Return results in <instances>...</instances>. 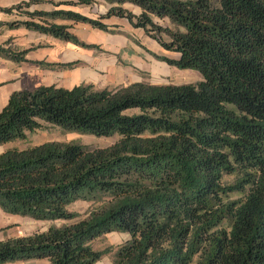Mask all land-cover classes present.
<instances>
[{
    "label": "trees",
    "instance_id": "obj_1",
    "mask_svg": "<svg viewBox=\"0 0 264 264\" xmlns=\"http://www.w3.org/2000/svg\"><path fill=\"white\" fill-rule=\"evenodd\" d=\"M97 1L23 0L0 8L17 18L0 29L97 49L62 22L116 33L103 21L126 19L178 56L156 60L202 80L14 92L0 111V146L47 126L119 139L107 148L48 142L0 154V210L62 223L1 241L0 264H98L111 253L113 264H264V0H102L110 9L96 19L71 10ZM42 5L53 10L35 8ZM41 47L9 39L0 58L56 73L78 67L30 60ZM77 202L92 207L81 216L69 209ZM114 233L129 239L116 250L93 248Z\"/></svg>",
    "mask_w": 264,
    "mask_h": 264
},
{
    "label": "crops",
    "instance_id": "obj_2",
    "mask_svg": "<svg viewBox=\"0 0 264 264\" xmlns=\"http://www.w3.org/2000/svg\"><path fill=\"white\" fill-rule=\"evenodd\" d=\"M21 1L23 0H0V8L15 6ZM35 8L43 11L53 10V7L49 5ZM109 9L108 4L98 0L93 6L72 8L71 10L87 18L96 19L105 15ZM124 9L136 17L141 14V10L131 4L124 5ZM16 19L14 16L0 13V23H9ZM103 22L111 27H116L114 28L116 33L92 29L86 24L62 22L64 25L72 26L71 33L81 42L86 45L97 46V49L85 50L71 43L25 30L0 29V44L13 39L14 45L21 49L42 46L29 54L28 58L32 61L79 62L78 67L72 71L56 73L42 71L29 64L21 65L18 70L17 66H12L7 60L0 59V111L7 105L14 92L28 90L26 84L28 79V83L35 82L36 85L41 84V86L56 85L57 87L72 89L85 84L93 85L96 89L102 90L119 86L126 87L135 83L179 86L180 81L175 79L179 73L197 75L194 74L196 72L189 70L179 72L177 68L156 60L154 55L175 59L178 56L166 52L157 41L146 35L143 29L133 28L128 20L112 17ZM55 52L58 55L54 54ZM46 78H52L53 82L51 84L45 83ZM199 79L202 80L201 75ZM37 223L44 222L5 214L0 210V242L11 237L27 236L28 234L24 232L25 227Z\"/></svg>",
    "mask_w": 264,
    "mask_h": 264
},
{
    "label": "rangeland",
    "instance_id": "obj_3",
    "mask_svg": "<svg viewBox=\"0 0 264 264\" xmlns=\"http://www.w3.org/2000/svg\"><path fill=\"white\" fill-rule=\"evenodd\" d=\"M36 41H37V39H36ZM129 42H131V41L129 40ZM54 54L58 55L57 52H55ZM0 59H2V58H0ZM2 60H5V59H2ZM8 62H10L12 64V66H17L18 70L21 67V65H17L11 61H8ZM179 72H184V71L179 70ZM13 73L14 72L12 70V74ZM18 73H19V71H18ZM194 74H197V75H186L183 73L182 74L179 73V75H177L175 77V79L180 81L178 85L191 84V83H196V82L200 81L201 80V79H199L200 74L198 72H196ZM44 81H45V83H48V84H51L53 82L52 78H46ZM28 82H29V79L27 80V83H26L28 85V90H34V89L39 88L41 86V84L36 85L35 82H33L31 84ZM110 89H113V88H110ZM118 139L119 138L117 136L98 138V137H94V136L80 135V134L71 133V132L67 133V132L62 131L61 128H59L58 126H47L44 130H39L36 132L27 133V137L24 140H19V141H16L14 143H8L6 145L0 146V154L4 153L5 151L12 149V148L26 149L28 147L39 146V145H42V144L48 143V142L79 143V144H82V145H84L88 148H91V149L107 148L109 146H112ZM91 207H92V205L89 203L77 202V203L71 205L69 207V209L72 212H76V213L80 214L81 216H84L88 212V210H90ZM52 225L60 227V226H62V223H60V222L53 223V224L47 223V222L37 223L35 225H29V226L25 227L26 230H24V232L28 235H32L34 233L44 232ZM128 239H129V236L127 234L114 233L111 235L104 236L101 239L94 242L93 248L97 251H104L107 248H113L114 250H116V248H118L120 245H122ZM113 256H114V253H111V254L103 257V259L98 264H113ZM13 264H15V263H13ZM19 264H49V262L46 260H41V261L36 260V261L22 262Z\"/></svg>",
    "mask_w": 264,
    "mask_h": 264
}]
</instances>
